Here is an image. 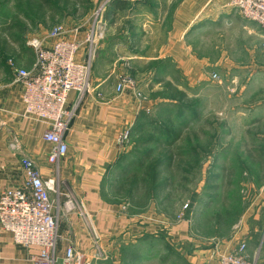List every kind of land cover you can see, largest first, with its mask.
<instances>
[{"label":"rangeland","instance_id":"374dc122","mask_svg":"<svg viewBox=\"0 0 264 264\" xmlns=\"http://www.w3.org/2000/svg\"><path fill=\"white\" fill-rule=\"evenodd\" d=\"M104 1L0 0V54L25 59L26 41L56 25L84 32ZM118 6H103L94 66L106 58L108 28L128 25L125 16L111 17ZM262 36L237 10L190 0V69L163 59L132 63L135 73L116 78L144 85L139 99L146 106L101 183L103 196L129 213L176 221L187 204L193 235L244 239L257 251L256 264H264Z\"/></svg>","mask_w":264,"mask_h":264},{"label":"crops","instance_id":"0c3cea01","mask_svg":"<svg viewBox=\"0 0 264 264\" xmlns=\"http://www.w3.org/2000/svg\"><path fill=\"white\" fill-rule=\"evenodd\" d=\"M214 1L224 8L222 0ZM124 16L128 25L108 28L105 60L90 64L88 92L80 98L74 92L68 95L67 104L75 110L64 134L67 152L54 164L47 162L50 146L41 138L45 123L23 118L24 89L15 80L16 69L31 68L33 51L29 48L25 59L0 54V191L22 185L20 160H32L43 179L56 180L59 204L63 194L70 193L74 200L76 211L58 217V252L70 243L89 255L98 253L93 264H219L220 255L238 241L246 242L251 255L254 250L244 239L197 237L187 216L176 222L146 212L129 213L101 193L102 179L120 154L117 137L134 126L146 106L135 95L136 90L143 93L144 85L133 89L126 84L116 91V78L134 69L132 63L163 59L190 69V0H158L151 7L144 0H125L111 17ZM81 55L78 52V58ZM13 140L19 144L17 152L9 147ZM1 237L0 264H33L30 256L37 247L14 244L7 232Z\"/></svg>","mask_w":264,"mask_h":264},{"label":"built area","instance_id":"2783aa9c","mask_svg":"<svg viewBox=\"0 0 264 264\" xmlns=\"http://www.w3.org/2000/svg\"><path fill=\"white\" fill-rule=\"evenodd\" d=\"M111 1L125 0H105L94 12L93 20L84 32L78 27L66 29L56 25L43 38H29L26 45L33 51V64L28 70H15V80L24 89L22 116L45 123L41 138L50 146L46 160L51 164L67 152L64 134L75 110V105L67 104L68 95L74 92L80 98L88 92L91 60L104 34L101 26L103 6ZM222 1L224 8L237 10L244 19L264 30V0ZM260 47L264 50V36ZM78 52H82L81 58H78ZM126 84L135 88V81L128 78L116 84V91H121ZM135 95L141 96L137 90ZM126 136L127 130L117 137L116 143L122 144ZM9 147L17 152V140H13ZM20 164L24 173L22 185L0 191V237L2 232H7L14 244L37 247V253L30 256L33 264H93L98 253L89 255L70 243L61 254L57 250L58 217L76 211L70 193L63 194V201L59 204L61 193L56 180L43 179L28 158H22ZM187 208L188 205L184 204L176 221L186 220L184 211ZM256 256V251L251 255L247 253L246 242L238 241L220 255L218 263L256 264Z\"/></svg>","mask_w":264,"mask_h":264},{"label":"trees","instance_id":"16d2710c","mask_svg":"<svg viewBox=\"0 0 264 264\" xmlns=\"http://www.w3.org/2000/svg\"><path fill=\"white\" fill-rule=\"evenodd\" d=\"M118 2L123 3V1H111V5H112V6H113V5H114V6H115V5L118 6V5L120 4V3L118 4Z\"/></svg>","mask_w":264,"mask_h":264}]
</instances>
